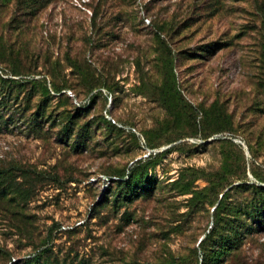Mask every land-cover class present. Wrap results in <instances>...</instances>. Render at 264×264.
I'll return each mask as SVG.
<instances>
[{
    "label": "rangeland",
    "instance_id": "obj_1",
    "mask_svg": "<svg viewBox=\"0 0 264 264\" xmlns=\"http://www.w3.org/2000/svg\"><path fill=\"white\" fill-rule=\"evenodd\" d=\"M260 180L253 0H0V264H264Z\"/></svg>",
    "mask_w": 264,
    "mask_h": 264
},
{
    "label": "trees",
    "instance_id": "obj_2",
    "mask_svg": "<svg viewBox=\"0 0 264 264\" xmlns=\"http://www.w3.org/2000/svg\"><path fill=\"white\" fill-rule=\"evenodd\" d=\"M253 5H254V9L256 13L258 14L260 18L261 24L264 25V0H261V1L253 0ZM19 75L20 74L13 72V76H19ZM40 82L41 81H38V80H30V81H22V84L24 85L34 84L35 85ZM67 87L68 86H66L65 84H62L61 86H56L53 84V90L57 94H61V92L64 91ZM44 90L46 91L45 88ZM166 96H167L166 91L163 90V97H166ZM71 129L66 134V136H69V135L78 136V131H75L74 129L71 130ZM177 140L178 139H170L169 143L175 142ZM143 174L144 172L143 173L139 172L137 168L134 169L129 179L125 182L124 185H128L130 183H136V184L138 183L140 184L141 187H143V185L144 187L147 186L150 183V181H148L147 178L143 176ZM119 178H121V174ZM260 181L264 183V180H260ZM118 182H119L118 184H121L122 181H118ZM247 188H249L252 191L253 198L249 202L250 206L246 214L248 215V219L251 220L253 223L254 221L258 222L261 215L264 214V188L256 187L253 185L248 186ZM221 202L222 200H220L219 205H217V207L213 210V212L216 211L217 215L220 210ZM223 211L225 212V209H223ZM225 215L227 214L225 213ZM248 229L250 228L246 227L245 229H243L242 227H237L234 230H232L231 237H226L225 239V241L227 242V245L229 244V242H231L233 246L237 247L240 244V240L244 235L241 231L242 230L248 231ZM200 244H203L202 246L203 248L205 244H208V247L203 249V258H202L201 264H217L219 262L220 256L223 255L225 252L229 251L230 249V248H225L219 242L215 243L214 230L209 231L206 238L202 240Z\"/></svg>",
    "mask_w": 264,
    "mask_h": 264
}]
</instances>
